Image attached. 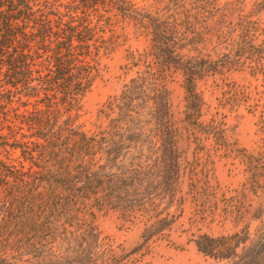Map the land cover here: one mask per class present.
Segmentation results:
<instances>
[{
	"label": "trees",
	"instance_id": "16d2710c",
	"mask_svg": "<svg viewBox=\"0 0 264 264\" xmlns=\"http://www.w3.org/2000/svg\"><path fill=\"white\" fill-rule=\"evenodd\" d=\"M262 10L264 2L248 9L245 0H0V264H118L124 257L96 213L140 225L134 253L180 216L185 172L197 224L215 216L243 224L217 236L199 231L197 249L221 264H264V108L260 145L248 149L198 88L234 71L264 81ZM126 25L147 45L126 49L130 75L86 130L83 99ZM173 74L183 90L178 120ZM225 86L220 107L247 101L243 86ZM184 147L195 150L186 170ZM216 157L243 165L240 186L223 198L207 169ZM247 220L257 221L254 231Z\"/></svg>",
	"mask_w": 264,
	"mask_h": 264
},
{
	"label": "rangeland",
	"instance_id": "374dc122",
	"mask_svg": "<svg viewBox=\"0 0 264 264\" xmlns=\"http://www.w3.org/2000/svg\"><path fill=\"white\" fill-rule=\"evenodd\" d=\"M230 1V0H222ZM264 0H245L246 8H252L257 2ZM261 25H264V10L256 15ZM119 25V22H116ZM121 27V26H119ZM125 38L115 52L102 59V70L94 81L91 90L83 99V114L81 122L86 130H92L100 122L97 110L106 99L119 92L122 84L127 80L130 72L123 67L125 63L126 49L142 51L147 45V36L135 32L130 25H126L122 31ZM235 82L248 91L246 102L233 109L222 108L218 104L221 91L225 84ZM167 86L170 91L171 109L178 120L184 108L183 90L180 86L179 76L173 74L168 78ZM202 92L206 107L209 111L217 108L225 115L228 133L236 140L239 146L252 149L260 145L261 134L258 132V119L260 110L264 108V81L259 77L255 79L246 72H230L222 76L208 77L198 83ZM250 91V93H249ZM182 154L183 170L192 160L194 149L184 147ZM210 182L216 184L219 189L218 197L228 196L235 188L240 186L244 179L243 165L237 159L216 157L214 164H208ZM188 176L183 173L179 185V199L182 202L180 216H177L172 227L161 237L155 238L146 245L141 246L136 252L131 253L135 246L139 245L140 225L125 223L113 210H102L96 213V224L101 235L112 243L114 249L124 257L118 264H221L220 262L205 256L196 247L195 235L201 232L213 236L229 234L238 228L227 219L215 216L204 225L197 224L191 215L192 203L188 194ZM223 195V197H221ZM256 205L257 198L248 196ZM251 231H254L257 221H249ZM131 253V254H130Z\"/></svg>",
	"mask_w": 264,
	"mask_h": 264
}]
</instances>
